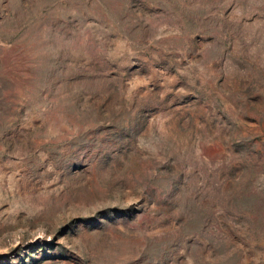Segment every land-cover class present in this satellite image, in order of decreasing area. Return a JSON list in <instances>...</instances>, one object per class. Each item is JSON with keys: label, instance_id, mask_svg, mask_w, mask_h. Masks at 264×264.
Returning <instances> with one entry per match:
<instances>
[{"label": "rangeland", "instance_id": "obj_1", "mask_svg": "<svg viewBox=\"0 0 264 264\" xmlns=\"http://www.w3.org/2000/svg\"><path fill=\"white\" fill-rule=\"evenodd\" d=\"M0 264H264V0H0Z\"/></svg>", "mask_w": 264, "mask_h": 264}]
</instances>
